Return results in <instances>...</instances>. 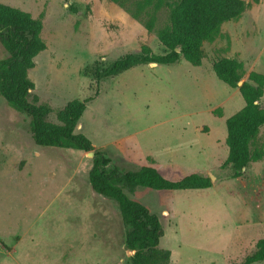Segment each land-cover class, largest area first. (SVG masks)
<instances>
[{
  "label": "rangeland",
  "instance_id": "rangeland-1",
  "mask_svg": "<svg viewBox=\"0 0 264 264\" xmlns=\"http://www.w3.org/2000/svg\"><path fill=\"white\" fill-rule=\"evenodd\" d=\"M244 1L249 7L241 17L203 44L200 66L180 59L98 79V66L144 46L155 55L166 52L156 37L168 23L166 8L147 33L108 0H0L33 18L42 15L46 49L27 75L34 84L30 100L35 96L50 109V122L57 123L69 102L85 101L76 133L111 165L129 171L155 163L172 180L212 177L207 189L127 192L159 217V248L170 252L164 264H240L264 238V222L243 223L255 202L264 208V159L249 164L242 181L221 168L228 153L225 121L244 101L212 70L216 60L229 58L242 63V81L251 72L264 75V0ZM6 56L0 45V59ZM29 120L0 96V264H128L116 204L89 185L92 158L36 146ZM257 145L264 148V126Z\"/></svg>",
  "mask_w": 264,
  "mask_h": 264
},
{
  "label": "trees",
  "instance_id": "trees-1",
  "mask_svg": "<svg viewBox=\"0 0 264 264\" xmlns=\"http://www.w3.org/2000/svg\"><path fill=\"white\" fill-rule=\"evenodd\" d=\"M120 5L132 18L142 23L147 33L156 27V14L168 10V23L156 31L159 43L166 52L155 55L148 47L138 54H127L96 70L98 79L107 78L138 65H171L183 59L192 66H200L203 44L212 42L222 24L237 21L248 9L244 0H108ZM42 15L33 18L20 9L0 4V45L7 56L0 59V96L16 111L26 115L33 143L89 153L93 151L88 182L93 192L113 201L125 228V248L133 254L128 264H164L170 252L159 248L164 229L159 217L127 194L137 188L154 191L207 189L209 177L191 173L177 180L168 179L157 169L141 166L124 171L111 165L103 151L93 150L89 139L76 133V127L86 109V102L71 101L57 113V123L48 120L50 109L38 105L37 97L30 100L34 89L28 71L35 65L34 58L46 49L41 38ZM212 70L219 81L231 89H238L244 106L225 121L228 149L222 169L230 179L242 181L250 163L264 159V148L257 145L259 130L264 126V106L261 104L264 75L251 72L241 86V62L223 58L216 60ZM264 261V238L259 239L252 252L240 264Z\"/></svg>",
  "mask_w": 264,
  "mask_h": 264
},
{
  "label": "crops",
  "instance_id": "crops-1",
  "mask_svg": "<svg viewBox=\"0 0 264 264\" xmlns=\"http://www.w3.org/2000/svg\"><path fill=\"white\" fill-rule=\"evenodd\" d=\"M153 66H155V65H153ZM154 159V158H153ZM154 161H156L155 159H154ZM157 162V161H156ZM257 163V162H256ZM258 163H263V160L262 161H260V162H258ZM251 164V163H250ZM149 166H153L155 169H156V167H155V163L154 164H152V165H149ZM246 170H247V168L245 169V172H246ZM202 174V173H201ZM251 200L252 201H256L255 200V197H252L251 198ZM261 205V200L260 201H257V202H255L253 205H252V208L251 209H246L244 212H245V216L243 217V223L244 224H247V222H248V220H250L251 221V224H257V222L258 223H262V222H264V208H262V206H260ZM254 209V210H253ZM256 214V217H255V219L253 220L252 219V216L253 215H255ZM259 225V224H258ZM261 239V238H260ZM259 240V239H258ZM257 240V241H258ZM256 241V242H257Z\"/></svg>",
  "mask_w": 264,
  "mask_h": 264
},
{
  "label": "water",
  "instance_id": "water-1",
  "mask_svg": "<svg viewBox=\"0 0 264 264\" xmlns=\"http://www.w3.org/2000/svg\"><path fill=\"white\" fill-rule=\"evenodd\" d=\"M243 83V81L241 80L240 82H238V86H241V84ZM88 156H90L91 158L93 157V153L92 152H89V153H86ZM210 177V180H211V183H213L212 182V177L211 176H209ZM128 254L131 256L133 253L131 252V251H128Z\"/></svg>",
  "mask_w": 264,
  "mask_h": 264
}]
</instances>
